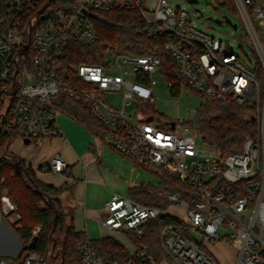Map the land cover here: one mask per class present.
Listing matches in <instances>:
<instances>
[{
	"label": "built area",
	"instance_id": "built-area-1",
	"mask_svg": "<svg viewBox=\"0 0 264 264\" xmlns=\"http://www.w3.org/2000/svg\"><path fill=\"white\" fill-rule=\"evenodd\" d=\"M210 1L239 19L240 34L237 24L230 26L246 40L252 61L199 31L190 12L172 7L170 0H152V8L148 0H0V132L29 142L61 137L62 113L54 98L64 93L104 125L110 149L137 166L165 171L190 189L181 195L164 191L158 206L112 194L98 226L129 236L133 249L126 248L128 258L118 262L101 257L85 241L78 246L79 264H264V0ZM133 10L149 34L165 38L176 74L191 90L246 109L256 132L239 153L222 155L203 142L200 148L197 129L181 120L126 116L124 106L132 102L153 105L159 57L108 51L100 64L70 62L73 43L86 48L95 42L93 21L100 13ZM117 92L120 106L108 97ZM47 170L67 168L55 154ZM14 212L1 195L0 217L15 231L20 225ZM155 221H165L157 234L159 260L141 243ZM40 232L41 226L34 227L31 237ZM0 264L46 263L30 250L15 261L0 257Z\"/></svg>",
	"mask_w": 264,
	"mask_h": 264
},
{
	"label": "trees",
	"instance_id": "trees-1",
	"mask_svg": "<svg viewBox=\"0 0 264 264\" xmlns=\"http://www.w3.org/2000/svg\"><path fill=\"white\" fill-rule=\"evenodd\" d=\"M93 23L96 31L95 42L86 48L73 43L70 46V62L76 65L100 64L108 51L126 55L151 54L160 58V74L167 81L172 96H177L181 85L188 87L176 74L173 60L164 50L165 38L149 34L148 26L141 22L137 11L100 13ZM197 94L204 98V101L196 110L193 121L186 124L197 129L201 142L218 150L222 155L239 153L245 139L255 135L256 123L246 117V109L241 106L230 102L221 105L210 97ZM54 104L62 114L84 127L92 136L104 140V125L79 100L60 93L54 98ZM139 110L141 114L155 119L151 104L140 105ZM16 139L15 133L0 132V196L5 192L15 207L14 216L18 217L16 223L20 225L15 231L21 239L22 247L19 257L22 258L30 252L26 246L32 240V229L41 226L35 252L43 260L47 252L50 257H54V236L57 232L62 236L57 254L59 264H79L78 246L85 241L101 257L112 261H125L128 252L116 239L102 237L88 240L84 233L75 230L73 209L69 205L67 211L63 209L62 195L69 192V189L65 186L55 188L38 180L31 166L10 152V147ZM156 174L160 175L163 191L181 195L190 190L187 184L165 171L160 170V174ZM128 197L147 205L160 204V198L142 185L129 188ZM164 224L165 221L150 222L141 240L157 260L160 259L157 234Z\"/></svg>",
	"mask_w": 264,
	"mask_h": 264
},
{
	"label": "rangeland",
	"instance_id": "rangeland-1",
	"mask_svg": "<svg viewBox=\"0 0 264 264\" xmlns=\"http://www.w3.org/2000/svg\"><path fill=\"white\" fill-rule=\"evenodd\" d=\"M170 1L172 2V7H176L178 5L190 12V21L199 31L211 37L226 41L230 49L235 52L242 60L245 61L246 58L249 61L253 60L254 56L246 44V40L238 36V34H240L242 31L240 21L230 11L216 7L210 0H196V3H190L189 0ZM148 3L150 8H152V0H148ZM224 16L227 17L232 24H237L238 34H236L233 28L225 22L223 19ZM216 21H219V23ZM155 80L156 84L152 87L154 98L152 108L155 112V118H160V120L163 119L166 121H193L195 112L203 103L204 98L199 96L190 88L186 87L184 84L180 86L177 96H172L169 92L167 81L160 73L155 76ZM108 97L114 102V105L120 106L122 98L121 92L111 94ZM139 109L140 107L135 102L124 106V112L126 116H128L132 121L137 120V117L140 113ZM61 115L63 116L64 114ZM58 117H60V115ZM196 141L198 146L203 148L202 142L198 137ZM117 157L118 160L116 164H113L112 166L114 169H116V171L113 170V172L115 171V179L118 182L116 189L113 191L114 193H118V195L122 197H128V189L130 187L142 185L147 188L149 192L154 193V195L157 197L160 198L162 196L164 191L160 186V175L156 174V172L160 174V170L137 166L127 157L122 156L121 154L117 155ZM3 194L6 193L3 192ZM67 201L68 200L66 199V201L63 202L64 211L69 209ZM15 218L17 219L18 217L15 216ZM2 221L5 223L4 219H2ZM10 232V237L0 241V257L10 261H15L19 259L22 250L21 239L17 232L13 229L10 228ZM86 234L89 240H96L107 234L119 241L123 246H125V248L133 249L125 239L129 236L124 235V237L123 235L114 232H112V234H108L93 221H88L86 223ZM54 237L56 239L53 249L54 257H50L47 252L46 256L44 257V262L46 264H59L60 262L59 256L57 254L61 247L62 236L56 232ZM132 245L134 246L137 244L134 243ZM128 249L126 250L129 254ZM223 256L226 257L227 255L224 254Z\"/></svg>",
	"mask_w": 264,
	"mask_h": 264
},
{
	"label": "crops",
	"instance_id": "crops-1",
	"mask_svg": "<svg viewBox=\"0 0 264 264\" xmlns=\"http://www.w3.org/2000/svg\"><path fill=\"white\" fill-rule=\"evenodd\" d=\"M140 117L144 118L146 115L141 114ZM57 123L62 132L61 137L29 143L16 139L10 152L26 161L34 170L36 178L44 184L69 189V192L62 195V199H67L68 205L73 209L75 230L87 237L86 223L93 221L98 224V220L104 215V204L112 194H118L113 192L118 182L114 175L116 169L112 166L116 164L119 154L110 149L104 140L92 136L66 115H60ZM55 154H59L66 164L67 170L64 173L47 170L48 163ZM105 232L112 234L106 230ZM10 233V228L1 219L0 241L10 237ZM102 237L112 236L105 234Z\"/></svg>",
	"mask_w": 264,
	"mask_h": 264
},
{
	"label": "water",
	"instance_id": "water-1",
	"mask_svg": "<svg viewBox=\"0 0 264 264\" xmlns=\"http://www.w3.org/2000/svg\"><path fill=\"white\" fill-rule=\"evenodd\" d=\"M190 3H196L194 0H189ZM219 23V21H216ZM225 22L228 23L230 25V21L229 19H225ZM233 29H235V25H231ZM152 118L148 117L145 121L146 122H151ZM174 128V122H171L170 124V129L173 130ZM24 143H29V140H24ZM36 241H37V236H34L31 240V242L26 246V248L28 250L34 251L35 250V246H36Z\"/></svg>",
	"mask_w": 264,
	"mask_h": 264
}]
</instances>
